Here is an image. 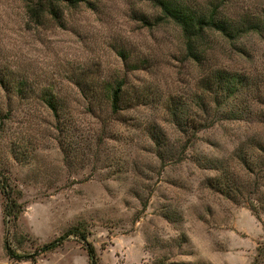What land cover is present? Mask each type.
<instances>
[{"label": "rangeland", "instance_id": "1", "mask_svg": "<svg viewBox=\"0 0 264 264\" xmlns=\"http://www.w3.org/2000/svg\"><path fill=\"white\" fill-rule=\"evenodd\" d=\"M35 1L0 0V182L23 204L7 223L0 193V264H89L73 231L98 264H264V0H180L248 21L232 38L208 33L199 63L151 0L41 20ZM213 69L246 87L208 118L194 96Z\"/></svg>", "mask_w": 264, "mask_h": 264}, {"label": "trees", "instance_id": "2", "mask_svg": "<svg viewBox=\"0 0 264 264\" xmlns=\"http://www.w3.org/2000/svg\"><path fill=\"white\" fill-rule=\"evenodd\" d=\"M151 1L159 8L164 19L171 21L180 29L187 58L195 63H199L204 58L203 41L208 33L218 32L226 38H232V35L237 36L242 33L243 31L241 30L248 22L246 19L237 22L232 21L220 12L219 8L214 6L212 1L204 7L195 9L180 0ZM81 3H88V0H36L29 7V11L32 17L36 19L41 20L45 15L58 19L61 5L74 8ZM123 86V81H119L114 87H110L109 89L110 93L108 98L110 99L111 112L114 114L126 109ZM197 87L199 93L197 96H194L196 106L206 117L209 118L211 116L210 114H213V117L217 118L219 113L218 107L234 99L237 93L244 90L246 86L242 75L229 72L225 69H213L199 79ZM44 102L53 113H57V102L53 97H47ZM90 104L92 103L89 102ZM170 104L169 114L173 123L178 128L186 126L180 117L178 118V110L181 107V103L172 100ZM232 111L233 109H231ZM226 112L228 113V111ZM206 117L204 121H206ZM0 193L3 196L2 214L5 222L8 223L10 220L13 222L16 221L23 210V204L19 202L21 194L17 192L18 196H13L12 193L15 194V192L9 187L6 179H2L0 182ZM70 234L79 236L85 242L89 264H98L94 247L90 243H87L84 232L81 231L79 233L78 231H73ZM63 240V238L55 240L46 245L43 250H54L62 245ZM4 248L7 256L11 259L19 260L25 258L9 249L6 242L4 243Z\"/></svg>", "mask_w": 264, "mask_h": 264}]
</instances>
